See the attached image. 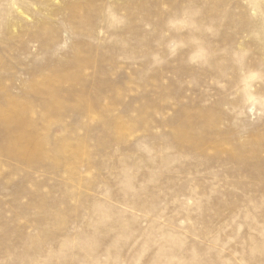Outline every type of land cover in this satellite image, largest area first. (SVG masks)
I'll return each mask as SVG.
<instances>
[{
  "label": "rangeland",
  "instance_id": "1",
  "mask_svg": "<svg viewBox=\"0 0 264 264\" xmlns=\"http://www.w3.org/2000/svg\"><path fill=\"white\" fill-rule=\"evenodd\" d=\"M263 174L264 0H0V264H264Z\"/></svg>",
  "mask_w": 264,
  "mask_h": 264
},
{
  "label": "bare ground",
  "instance_id": "2",
  "mask_svg": "<svg viewBox=\"0 0 264 264\" xmlns=\"http://www.w3.org/2000/svg\"><path fill=\"white\" fill-rule=\"evenodd\" d=\"M51 91H53V90H51ZM56 103V102H55ZM19 117V116H18ZM257 168V167H256ZM257 170V169H256ZM259 171H260V169H259ZM262 172V171H261ZM259 173V172H258ZM250 175V174H249ZM262 175V174H261ZM260 175V176H261ZM264 175V174H263ZM233 180V179H232ZM229 181V180H228ZM258 181V180H257ZM213 184V183H212ZM263 184V183H262ZM240 185V184H239ZM252 187V186H251ZM252 190V189H251ZM241 191V190H240ZM249 195V194H248ZM252 200V199H251ZM239 202H240V200H239ZM252 202V201H251ZM246 204V203H245ZM256 204H258V203H256ZM244 205V204H243ZM239 207V206H238ZM230 210H231V208H230ZM246 211V210H245Z\"/></svg>",
  "mask_w": 264,
  "mask_h": 264
}]
</instances>
